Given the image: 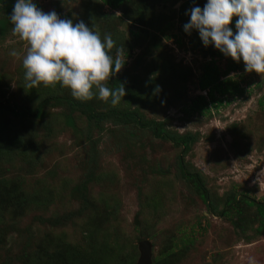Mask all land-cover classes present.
Masks as SVG:
<instances>
[{"label": "rangeland", "instance_id": "rangeland-1", "mask_svg": "<svg viewBox=\"0 0 264 264\" xmlns=\"http://www.w3.org/2000/svg\"><path fill=\"white\" fill-rule=\"evenodd\" d=\"M33 2L74 24L83 21L102 39L111 34V55L117 49L130 53L108 84L112 89L122 84L126 91L115 108L138 109L169 132L188 133L192 143L183 152L172 141L156 139L119 118L95 127L79 109L73 111L74 125H67V100L81 101L59 85L26 87L22 57L27 45L12 33L13 9L5 12L0 4V101L19 103L31 97L35 103L41 98L49 116L45 130L30 123L26 128L8 116L2 123L0 111L2 134H24L18 145L12 138L9 161L0 155V175L23 179L27 193L34 192L30 202H40L31 211L0 206L5 222L0 224V264H37L33 255L41 251L40 261L46 264L47 254L75 247L89 254L83 264H115L110 255L116 254L121 264H142L141 240L150 243L149 264H264V232L247 239L256 223L244 232L235 228L198 199L176 168L180 158L185 170L198 175L212 204L239 190L264 201V76L229 72L239 81L241 94L221 98L204 114L186 111L190 99L203 93L197 89L201 65L213 59L221 69L231 58L212 44L204 46L198 30L184 31L190 9L207 0H129L120 11L99 0ZM185 2L189 4L181 9ZM139 6L155 27L140 31L133 41L129 30L134 27L122 11L130 15ZM235 20L230 25L234 33ZM13 50L20 58L10 55ZM85 103L97 112L113 107L96 97ZM35 214L47 221H37ZM190 231L188 245L154 260L172 239Z\"/></svg>", "mask_w": 264, "mask_h": 264}, {"label": "clouds", "instance_id": "clouds-1", "mask_svg": "<svg viewBox=\"0 0 264 264\" xmlns=\"http://www.w3.org/2000/svg\"><path fill=\"white\" fill-rule=\"evenodd\" d=\"M234 17L235 33L230 27ZM9 19L13 35L27 45L22 66L29 89L59 85L76 100L96 97L113 107L126 95L122 84L108 87L126 59L123 49L111 55L115 47L111 34L102 39L83 21L74 24L54 10L44 12L33 0H16ZM183 28L189 34L198 30L204 46L212 44L233 61L242 60L245 72L264 76V0H207L203 8L190 9V20ZM10 55L20 58L15 50Z\"/></svg>", "mask_w": 264, "mask_h": 264}, {"label": "trees", "instance_id": "trees-1", "mask_svg": "<svg viewBox=\"0 0 264 264\" xmlns=\"http://www.w3.org/2000/svg\"><path fill=\"white\" fill-rule=\"evenodd\" d=\"M99 2L113 11H120L128 5L129 0H99ZM0 4L3 10L8 12L13 9L15 0H0ZM188 4L189 3L185 2L183 5H181V9ZM200 7L203 8V6ZM122 15L125 16V18H127V20L134 27V29L130 28L129 30L133 37V41L138 38L140 31L145 33L147 29L155 27L152 26L149 16L144 17L142 6L137 7L133 14L130 15L122 11ZM151 36L152 38L154 37L153 35ZM139 44L140 43L137 45ZM133 45H128V47H133ZM129 54V52H124L123 56L128 58ZM235 71H245L242 60L240 62H235L232 60V58H229L226 60L225 65L221 69L213 64V59L205 61L201 65V72L197 80V89L199 91H203V93H198L190 99L186 111L204 114L209 110L210 106L215 107L216 105L220 104L221 98L228 95L233 96L241 94L243 89L240 86L239 81L228 74L229 72ZM39 99L40 100L37 102L35 101V103H33L31 97H27V100L24 98V100L19 103H9L8 99L6 98L3 102L0 101V111H4V120L2 123H4L6 120L5 116H8L9 119L20 121L21 125H24L26 128L30 123L32 126L46 130L49 122V116L46 112V109L44 108V103L46 100L43 99L42 101L41 98ZM262 102V100H258L259 105L262 104ZM67 103L69 106V111L64 114V120L69 126L74 125L73 111L79 109L80 113L84 115L87 122L92 123L95 127L100 126L103 120L105 121L110 118H119L121 119L122 123H124V125L132 123L137 126V128L139 127L140 129L149 130L150 135L156 139L172 141L176 147L181 146L183 152L186 151L189 148V145L192 143V137L188 133L177 135L175 133L169 132L164 128L161 121L158 122L152 119H145L143 114L138 109L129 110L127 107H112L97 112L91 105L85 102L67 100ZM12 136H9L8 134H2L0 131V155H2V158H7L8 161L10 158L6 154L12 149V147H9L11 141L14 140L15 145H18L22 142V140H24V134ZM12 138L14 139L12 140ZM176 168L182 181L189 185V189L195 193L198 199L203 204H206L213 212L220 214L225 219H227L230 224L235 226V228L244 232L246 229H251L253 222L256 223V226L252 230L251 234L247 236V239L253 236H259L264 232V201L262 202L260 200H256L254 196L249 195L245 190H239L235 194L225 196L222 200L216 198V204H212V200L210 199L207 190L202 186V181H199L198 175L192 174L185 170L184 165L181 164L180 158L176 159ZM86 184V182H83L82 188H85ZM25 188L26 185L23 179L10 180V178L5 179L3 175H0V206L8 207L12 205H18L22 207L26 206L29 211L34 210L37 207L36 205L40 204V202L39 200L30 202L32 200V193L34 192L27 193ZM15 192H18L19 195L15 194ZM232 217H235V220H233ZM32 218H35L40 222H44L45 220L47 221V219L41 216V214H35L32 216ZM4 223L3 214L0 212V224L2 225ZM191 233L192 231L172 239L170 246L164 247L163 250L157 254L154 260L164 259V256L167 257L176 249L188 245L187 243H190L191 241ZM94 248L95 246H93V248L91 247L90 249L93 251ZM41 252L33 255L34 261L37 262V264L44 263V261H40L41 257H43V253ZM100 255L101 254H99V256ZM103 256L105 257L104 254L101 255V257ZM110 256V259H114L115 264H121L122 258L119 257L118 254H116L115 257L112 255ZM79 258L83 264L84 260L86 261V259L89 258V254H87V252L81 253L75 247L69 249L68 252H51L50 254H47L45 259H48L47 263L57 261L61 264H80Z\"/></svg>", "mask_w": 264, "mask_h": 264}, {"label": "water", "instance_id": "water-1", "mask_svg": "<svg viewBox=\"0 0 264 264\" xmlns=\"http://www.w3.org/2000/svg\"><path fill=\"white\" fill-rule=\"evenodd\" d=\"M137 249L139 252L138 261L142 264H149L151 256L150 243L147 240H141L137 243Z\"/></svg>", "mask_w": 264, "mask_h": 264}]
</instances>
